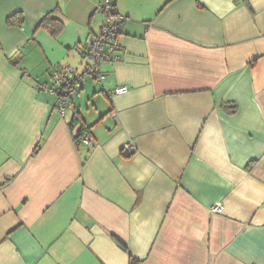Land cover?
<instances>
[{"label":"crops","instance_id":"1","mask_svg":"<svg viewBox=\"0 0 264 264\" xmlns=\"http://www.w3.org/2000/svg\"><path fill=\"white\" fill-rule=\"evenodd\" d=\"M102 1L0 0V264H264V0H115L120 59L62 116Z\"/></svg>","mask_w":264,"mask_h":264},{"label":"built area","instance_id":"2","mask_svg":"<svg viewBox=\"0 0 264 264\" xmlns=\"http://www.w3.org/2000/svg\"><path fill=\"white\" fill-rule=\"evenodd\" d=\"M105 22L99 28L98 33L89 39L85 40L84 57L87 62L84 64L82 74H77L71 70V68H61L53 72V77L58 82H64L66 85L60 89L57 94V100L52 108L62 116L66 112L68 106V99L72 95H78V91L74 86L67 85V76L71 73V76L80 80L84 75H89L95 79L103 78V73L100 70V64L103 61H117L120 59V55L117 52L118 44L117 37L121 32L122 26L120 23L121 16L113 12V8L110 5L109 0H103ZM127 90L126 86H119L114 89L115 93H123ZM88 135L82 134L81 140L84 143L88 142ZM127 151L130 150L129 146H126ZM218 209V207H217Z\"/></svg>","mask_w":264,"mask_h":264},{"label":"trees","instance_id":"3","mask_svg":"<svg viewBox=\"0 0 264 264\" xmlns=\"http://www.w3.org/2000/svg\"><path fill=\"white\" fill-rule=\"evenodd\" d=\"M102 2H103V1H102ZM102 2H101L100 5H99V9H100V12H101V15H102V22H101L99 28H100V27L104 24V22H105L104 5H103ZM109 2H110V5H111L112 8H113V12L116 13V8H115L116 1H115V0H109ZM116 14H117V13H116ZM22 18H23V17H22L21 15L18 16V20H16L17 23H14V24H20V23L22 22ZM124 18H125V16H124ZM11 19H12V18H11ZM125 19H126V18H125ZM124 21H125V20H124ZM10 23L13 24L12 22H10ZM122 25H123V23H122ZM39 26H42V27L47 28V29L49 30V32L51 33L52 36H56V35L60 32V30L62 29V27H63V20H61L59 17H57V16H55V15H52L51 12H49V13H47L45 16H43V17L41 18V20H40V22H39ZM39 26H38V27H39ZM122 28H123V26H122ZM121 32H122V31H121ZM95 35H96V34H95ZM95 35H94V36H95ZM84 47H85V45H84L83 47H81V50H80L81 55H83V56H84ZM15 62L17 63V61H15ZM15 62H14V63H15ZM86 62H87V60H86ZM16 63H15V64H16ZM56 70H58V67L52 70L50 76H51V78L53 79V81L56 83L57 86H56L55 88H50V87H49V89H50L52 92L54 91V92L56 93V96H57V94L60 92V89L63 88V86H65V83L62 82V83L59 85V82L55 80V78L53 77V72L56 71ZM70 76H71V73L68 74L67 78H70ZM58 85H59V86H58ZM50 90H49V92H51ZM71 101H72V100H70V102H71ZM69 105H70V104H69ZM235 108H236V105H235V104H232V105L230 106V110H232V111L235 110ZM66 109H67V108H66ZM79 114H80L79 111H75V112L73 113V115L71 116L70 120L68 121V127H69V129H70V131H71V133H72V138H73V140H74V142H75L76 144H79V143L88 144V143L90 142V139H91V137H90V135H89V127H91L92 124L86 126L85 121L83 120V118L80 117V116H78ZM98 120H99V118H98ZM83 133L88 135V138H89V139H88V142H87V143H84V142L81 140V135H82ZM39 148H40V144L38 143V144L35 146V148L33 149L32 154L37 153V151H38ZM137 261H138V259H136V258H134V257H130V259H129V264H135Z\"/></svg>","mask_w":264,"mask_h":264},{"label":"rangeland","instance_id":"4","mask_svg":"<svg viewBox=\"0 0 264 264\" xmlns=\"http://www.w3.org/2000/svg\"><path fill=\"white\" fill-rule=\"evenodd\" d=\"M99 12H100V10H99ZM101 13V12H100ZM98 33V31L97 30H95V33ZM96 33V34H97ZM91 34V36H93V33H90ZM94 37V36H93ZM82 43H84V40H83V42ZM79 55H80V53L79 52H77V51H74V52H71L70 53V55L68 56V57H66L62 62H60L61 63V65H58L57 63H55V64H53L54 65V67L56 66V68L57 67H59L60 69L61 68H67V67H69V68H71V70L72 71H74L75 73H77V74H82V72H83V69H84V64H85V61H86V59L85 58H81V57H79ZM68 63V64H67ZM47 78H48V80H49V82H50V84H55L56 85V83L53 81V79L51 78V76H50V74H48L47 73ZM52 80V81H51ZM84 81H87V84H85V90L83 89L82 91V97H81V99H80V97H77V96H75V95H73L72 97H73V99H74V102L76 103V104H78L81 108H82V110H86V107L85 106H89L90 108H92V100L91 99H87V97H86V95L87 94H90L91 96H93L89 91L91 90L90 89V85L88 84L90 81H91V78H90V76H86V77H84ZM94 84H96L97 85V87H98V82H96V83H94ZM57 86V85H56ZM59 86V85H58ZM80 86V85H79ZM78 86V87H79ZM80 95V96H81ZM96 96H99V97H102L103 95L101 94V93H97L96 94ZM89 108V111L91 110ZM53 110V109H52ZM68 111V110H67ZM127 146V145H126Z\"/></svg>","mask_w":264,"mask_h":264},{"label":"clouds","instance_id":"5","mask_svg":"<svg viewBox=\"0 0 264 264\" xmlns=\"http://www.w3.org/2000/svg\"><path fill=\"white\" fill-rule=\"evenodd\" d=\"M60 68L58 67V70H59ZM86 76H89V75H86ZM85 77V75L83 76V77H81V79L80 80H82L83 78ZM90 77H92V76H90ZM92 78H94V77H92ZM102 79V78H101ZM101 79H99V80H101ZM96 80H98V79H96ZM79 81V80H78ZM62 82H59V85L61 84ZM66 85V84H65ZM68 85V84H67ZM70 86V85H69ZM72 86H74V85H72ZM64 87V86H63ZM75 87V89L78 91V93H79V90L77 89V87L76 86H74ZM117 87H119V86H117ZM116 88V87H115ZM114 88V89H115ZM127 88V87H126ZM114 89L111 91V92H106V95L107 96H111L112 94H122V93H115L114 92ZM127 91V90H126ZM125 91V92H126ZM52 92V91H51ZM124 93V92H123ZM76 95V94H75ZM73 96V95H72ZM72 96H70L69 97V99H68V103H69V100H72L73 99V97ZM78 96V95H77ZM68 107V106H67ZM64 116V115H63Z\"/></svg>","mask_w":264,"mask_h":264}]
</instances>
